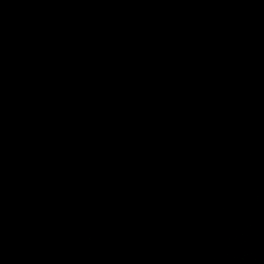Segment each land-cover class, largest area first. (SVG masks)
Masks as SVG:
<instances>
[{
  "label": "water",
  "instance_id": "water-1",
  "mask_svg": "<svg viewBox=\"0 0 264 264\" xmlns=\"http://www.w3.org/2000/svg\"><path fill=\"white\" fill-rule=\"evenodd\" d=\"M0 264H264V0H0Z\"/></svg>",
  "mask_w": 264,
  "mask_h": 264
}]
</instances>
